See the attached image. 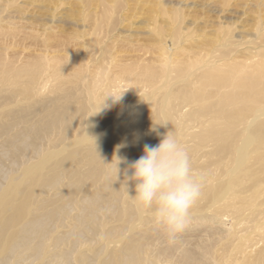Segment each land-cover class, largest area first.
Here are the masks:
<instances>
[{"label": "bare ground", "instance_id": "1", "mask_svg": "<svg viewBox=\"0 0 264 264\" xmlns=\"http://www.w3.org/2000/svg\"><path fill=\"white\" fill-rule=\"evenodd\" d=\"M225 29L231 34V27ZM229 36L221 48L239 47L234 35ZM229 68L223 72L212 67L204 73L205 81L217 88L231 86L222 93H228L223 100L188 93L189 82L170 84L167 76L149 97H134L137 85H131L129 93L117 94L132 79L120 76L118 83L100 71L85 83L76 81L31 105L20 100L13 108L1 109L5 119L0 124V264H264V235L257 231L259 237L252 236V227L264 228V210L245 213L264 195V92L256 96L253 91L259 88L264 66L259 77L247 73L239 77L241 69L234 62ZM27 75L29 81L35 77L32 72ZM4 81L19 82L10 75L0 79ZM155 82L148 77L143 83L151 87ZM109 93L123 94L114 103L106 97ZM18 96L28 97L8 82L0 90V106ZM103 102L106 106L101 107ZM32 115L36 116L33 124ZM163 122L167 124L157 125L159 132L177 134L189 150L193 168L204 179L191 223L211 218L221 226L231 221L227 235L221 228L209 229L212 242L205 245L190 237L192 233L171 239L154 225L150 210L131 197L134 182L126 189V164L118 166L117 178L115 156L128 162L138 159L144 144L159 143L161 137L152 127ZM74 131L81 135L70 136ZM117 145L126 146L117 153ZM206 147L210 152L205 153ZM203 157L207 161L197 165ZM20 170L39 190H52L34 210V203L28 210L23 190L21 200L13 203L20 188L13 183L17 181L13 173ZM260 241L263 244L254 249Z\"/></svg>", "mask_w": 264, "mask_h": 264}, {"label": "rangeland", "instance_id": "2", "mask_svg": "<svg viewBox=\"0 0 264 264\" xmlns=\"http://www.w3.org/2000/svg\"><path fill=\"white\" fill-rule=\"evenodd\" d=\"M106 11L108 16L106 14L107 19L103 21ZM227 26L232 28L231 34L225 29ZM263 30L264 0H0V79L10 75L13 81H19V84L8 81L11 86L28 95L26 98L8 99L9 103L1 104L0 110L13 108L20 100L24 105H31L39 98L53 96L57 89L71 87L76 81L85 83L87 78L100 71L111 75L113 80L120 76L132 79L127 84L121 83L125 84L124 89H118L117 94L122 91L127 93L131 85H137L139 90L134 97L141 99L162 86L168 77L167 81L174 85L180 86L182 80L189 82L188 93L201 94L209 100H223L228 93H222L230 90L231 86L217 88L208 83L204 78L205 70L215 67L229 72L234 62L241 69L239 77L245 73L258 77L262 75ZM229 35H234L239 47L232 50L221 48ZM98 40L99 44L96 43ZM224 50L227 54L223 56ZM31 72L35 77L29 81L27 74ZM148 77L156 81L151 87H145L143 83ZM8 82H0V90ZM253 91L256 96L264 92V76L257 92ZM130 100L134 101L133 97ZM185 110H190V106ZM3 114L5 112L0 111V124L5 119ZM35 118V115L31 116V124ZM144 129L145 132L147 127ZM72 135L81 134L74 131ZM208 147L204 148L205 153L210 152ZM205 158L197 161V165L207 161ZM194 171L197 173L196 169ZM13 175L17 179L13 183L20 187L13 203L21 200L23 190L25 196L22 199L27 202L28 210L33 203L34 210L40 200L52 191L39 190L30 177L23 175L22 170ZM27 190L33 194H25ZM260 195L261 202L245 213L251 214L252 209H256V213L264 210V195ZM206 219L202 223L192 222L185 234L192 233L190 237L204 245L205 242H212L208 231L211 228L214 232L217 227L218 230L221 228L227 235L231 226L229 219L221 226L215 225L211 218ZM26 220L27 216L23 217L19 225L22 226ZM254 228L252 236L256 237L257 231L264 235V228ZM169 242L165 243L168 245Z\"/></svg>", "mask_w": 264, "mask_h": 264}, {"label": "clouds", "instance_id": "3", "mask_svg": "<svg viewBox=\"0 0 264 264\" xmlns=\"http://www.w3.org/2000/svg\"><path fill=\"white\" fill-rule=\"evenodd\" d=\"M122 94L106 97H112L117 103ZM103 106H106L104 102ZM166 124H153L152 131L161 137L157 145L144 144L143 154L133 162L117 155L115 166L118 178V166L127 165L124 183L127 189L129 182H134L135 195L131 197L142 209L150 210L155 226L162 227L169 238L175 239L191 223L192 210L202 196L204 179L194 171L189 150L177 134L172 130L159 132L157 125ZM124 146L117 145V153Z\"/></svg>", "mask_w": 264, "mask_h": 264}]
</instances>
